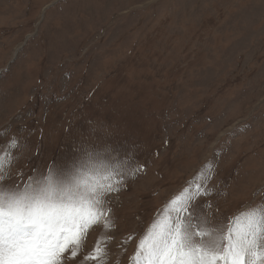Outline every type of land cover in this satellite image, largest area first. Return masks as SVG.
Masks as SVG:
<instances>
[{
  "label": "rangeland",
  "instance_id": "obj_1",
  "mask_svg": "<svg viewBox=\"0 0 264 264\" xmlns=\"http://www.w3.org/2000/svg\"><path fill=\"white\" fill-rule=\"evenodd\" d=\"M14 136L15 183L82 148L121 173L111 226L63 264L98 240L86 264H133L200 174L213 225L264 204V0H0V147Z\"/></svg>",
  "mask_w": 264,
  "mask_h": 264
},
{
  "label": "snow or ice",
  "instance_id": "obj_2",
  "mask_svg": "<svg viewBox=\"0 0 264 264\" xmlns=\"http://www.w3.org/2000/svg\"><path fill=\"white\" fill-rule=\"evenodd\" d=\"M19 147L15 136L0 147V264H63L76 259L87 232L101 225V217L106 216L105 228L111 226L112 210L105 205L110 204L109 193L119 191L121 173L82 148L70 158L54 159L18 184L5 170L19 158L13 151L18 153ZM187 191L190 195L180 206L169 207L177 203L173 198L158 210L137 243L142 252L130 258L133 264H264V204L213 225L200 211L203 202H196L210 191L202 174ZM100 252L98 240L82 259L85 264L98 260Z\"/></svg>",
  "mask_w": 264,
  "mask_h": 264
}]
</instances>
